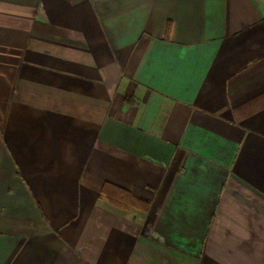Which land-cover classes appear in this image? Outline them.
<instances>
[{
	"label": "crops",
	"instance_id": "1",
	"mask_svg": "<svg viewBox=\"0 0 264 264\" xmlns=\"http://www.w3.org/2000/svg\"><path fill=\"white\" fill-rule=\"evenodd\" d=\"M0 264H264V0H0Z\"/></svg>",
	"mask_w": 264,
	"mask_h": 264
},
{
	"label": "trees",
	"instance_id": "2",
	"mask_svg": "<svg viewBox=\"0 0 264 264\" xmlns=\"http://www.w3.org/2000/svg\"><path fill=\"white\" fill-rule=\"evenodd\" d=\"M170 29V27H169ZM129 101H132L131 99ZM104 194L111 200L120 203L123 206H139L144 209H148L149 206H145V201L141 198L131 194L130 192L118 188L112 184H105L103 188Z\"/></svg>",
	"mask_w": 264,
	"mask_h": 264
}]
</instances>
